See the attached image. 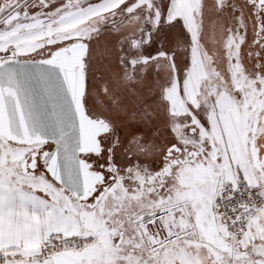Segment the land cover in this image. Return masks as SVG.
Here are the masks:
<instances>
[{"label": "crops", "instance_id": "crops-1", "mask_svg": "<svg viewBox=\"0 0 264 264\" xmlns=\"http://www.w3.org/2000/svg\"><path fill=\"white\" fill-rule=\"evenodd\" d=\"M95 1L99 14L122 4L137 17L155 8L152 0ZM221 4L163 0L149 26L140 31L139 21L132 20L120 41L126 54L139 42L148 55L164 51V22L180 34L188 66L175 80L183 82L180 92L189 104L168 103L165 86L158 95L145 88L150 107L124 113L149 119L111 122L94 169L104 171L106 185L83 203L51 177L54 188L46 195L0 181V248L30 254L54 234L91 228L102 232L101 243L57 253L48 264H264V207L237 242L213 209L220 179L264 183V69H249L244 3ZM181 55L186 60L187 53ZM150 61L144 70L153 78L171 67L165 60ZM158 209L171 211L182 234L164 250L152 248L143 233L144 218Z\"/></svg>", "mask_w": 264, "mask_h": 264}, {"label": "water", "instance_id": "water-1", "mask_svg": "<svg viewBox=\"0 0 264 264\" xmlns=\"http://www.w3.org/2000/svg\"><path fill=\"white\" fill-rule=\"evenodd\" d=\"M84 39L41 57L0 61V138L24 145L52 143L40 155L47 171L83 203L104 186L105 173L86 154L103 153L110 124L88 112ZM108 168V166H107Z\"/></svg>", "mask_w": 264, "mask_h": 264}, {"label": "flooded vegetation", "instance_id": "flooded-vegetation-1", "mask_svg": "<svg viewBox=\"0 0 264 264\" xmlns=\"http://www.w3.org/2000/svg\"><path fill=\"white\" fill-rule=\"evenodd\" d=\"M78 1L81 0H0V26L5 23H15L18 17L28 18L42 13L51 16L56 11L64 10ZM241 1L244 3V15L247 18L246 21H248V31L244 42L246 43L249 69L256 68L261 71V69H264V0ZM6 2H14V5L5 12L1 6ZM128 26L127 22H121L117 27L106 28L94 36L84 38L89 44L86 59V107L93 116L102 117L110 124V131L102 136V144L112 134L113 126L111 122L116 124L117 122L122 123V121L138 123L139 121L148 120L149 118L145 117L143 113L139 116V114L132 115V113L124 112L149 108L150 101L147 100L145 88L150 86L158 95V92L163 90V87L172 77V72L169 73L168 70H163L158 74V77L153 78L152 71L146 69L143 70L140 78L132 79L127 76L125 62L122 60L123 50L120 41L127 36V30L130 29ZM162 26V32L160 33L163 37L162 48L172 54L175 68L173 75L179 77V74L184 72L188 66L189 50L186 44L183 43L180 34L176 32L177 30L172 31L173 25L168 27L164 22ZM51 51L49 48L42 47L35 52L36 54L33 57L46 56ZM183 53H187L186 60L181 55ZM149 78L153 80L151 84H149ZM177 86L179 87L180 84H177ZM88 100L92 104L90 105L91 108H88ZM259 118L258 115L256 126ZM0 142L14 150L26 149L23 151L17 166L19 173L27 176H35L39 173L49 175L46 164L41 161L40 155L47 150H51L53 148L52 143L24 145L1 138ZM262 144L264 143L262 142ZM101 155L86 154V158L93 162V169L96 168Z\"/></svg>", "mask_w": 264, "mask_h": 264}, {"label": "rangeland", "instance_id": "rangeland-1", "mask_svg": "<svg viewBox=\"0 0 264 264\" xmlns=\"http://www.w3.org/2000/svg\"><path fill=\"white\" fill-rule=\"evenodd\" d=\"M90 1V4L85 5L82 0L81 2H75L64 10L56 11L55 14L51 16L42 13L28 18L18 17L15 23L2 24L0 26V60L8 58L11 55H17L23 58L33 57V55L36 54L35 52L42 47L54 50L75 39L88 38L104 31L106 28L117 27L121 22H127V24L130 25L133 22L132 20L135 19L137 22L139 21L138 27L141 31V28L149 26V24L156 19V8H162L161 4L163 3V0L162 3L160 0H152L151 2L155 3L153 4L155 8L153 9V7H150V11L148 10L143 16L139 15L137 17L135 12L127 9L128 5L126 4H122L121 7L119 6L115 8V10L99 14L94 9L96 7L94 5L96 1ZM143 1H145V3L147 2V0ZM225 1L226 0H219V3L221 4L223 2L222 4H224ZM13 5L14 2H6L1 8L6 12ZM168 24L167 22V25ZM121 43L122 42H120V45H122ZM140 44L139 42L134 45L135 48L133 47L131 54H126L124 51L122 52L123 54L125 53L122 55V60L125 62L127 76L132 79L140 78L149 60H151L150 64L152 61L158 63L165 60L169 66H171L170 70L172 71V77L164 88L168 103L177 104L179 107L185 106L184 104H189L187 102L188 100L185 101L186 97L184 96V98L181 93L183 91V82L175 80L176 77L173 75L175 73V68L172 54L162 50L160 54L155 52L148 55L142 52V44ZM234 47L235 45L233 43L232 47L230 46V52L233 51L231 49H234ZM245 83L248 84V82ZM177 84H180V86L178 87ZM87 105L88 108H91L90 105L92 104L89 100ZM139 116H141V114ZM183 116L187 121L190 120V115L187 114ZM24 150H14L10 146H5L0 142V181L6 182L12 186L30 188L43 195L51 193L54 187L50 184L52 182L49 179L50 175L39 173L35 176H27L26 174L19 173L17 170L19 160Z\"/></svg>", "mask_w": 264, "mask_h": 264}, {"label": "built area", "instance_id": "built-area-1", "mask_svg": "<svg viewBox=\"0 0 264 264\" xmlns=\"http://www.w3.org/2000/svg\"><path fill=\"white\" fill-rule=\"evenodd\" d=\"M212 202L214 212L221 218L231 241H240L247 235L251 222L264 207V183L220 179L215 186ZM170 212L168 209H158L144 218L143 233L152 248L164 250L181 241V231L170 219ZM101 234V231L91 228L69 236L54 234L30 254L0 248V264H48L57 253L81 251L101 243Z\"/></svg>", "mask_w": 264, "mask_h": 264}]
</instances>
